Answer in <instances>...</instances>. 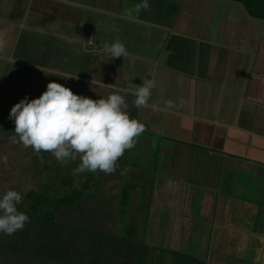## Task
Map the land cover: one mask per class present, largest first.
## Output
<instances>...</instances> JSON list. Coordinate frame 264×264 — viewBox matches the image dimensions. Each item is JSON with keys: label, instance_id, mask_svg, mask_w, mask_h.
I'll return each instance as SVG.
<instances>
[{"label": "crops", "instance_id": "obj_1", "mask_svg": "<svg viewBox=\"0 0 264 264\" xmlns=\"http://www.w3.org/2000/svg\"><path fill=\"white\" fill-rule=\"evenodd\" d=\"M143 2L0 0V92L35 100L57 82L99 100L154 79L159 111L126 97L155 161L138 239L164 264H264V20L236 1ZM117 41L128 55L112 60Z\"/></svg>", "mask_w": 264, "mask_h": 264}, {"label": "clouds", "instance_id": "obj_2", "mask_svg": "<svg viewBox=\"0 0 264 264\" xmlns=\"http://www.w3.org/2000/svg\"><path fill=\"white\" fill-rule=\"evenodd\" d=\"M149 7L148 0H144L136 11ZM105 52L112 60L128 55L126 45L120 41L107 46ZM156 86L154 79L144 80L142 86L131 92L118 89L117 94L94 100L52 82L40 98H25L12 109L10 119L16 125L17 143L37 154L51 153L62 165L79 159L81 163L73 171L74 176L101 172L112 175L121 158L135 148L146 131L143 123L130 116L126 97L134 96L137 108L159 111L158 105L149 104ZM173 107L175 104L170 101L168 108ZM3 162L8 163L7 157ZM23 203L24 195L18 190L9 189L0 195V235L13 236L31 223L28 213L21 210Z\"/></svg>", "mask_w": 264, "mask_h": 264}, {"label": "trees", "instance_id": "obj_3", "mask_svg": "<svg viewBox=\"0 0 264 264\" xmlns=\"http://www.w3.org/2000/svg\"><path fill=\"white\" fill-rule=\"evenodd\" d=\"M229 1L241 3L252 17L264 20V0ZM19 100L21 101L23 98L14 99L5 109L0 107V114L3 115L5 113V118H7V122L1 119L3 123H11L8 109L10 110L13 103L18 104ZM1 121L0 127L7 129V126L2 125ZM36 162L38 163V156L36 157ZM78 163L80 164L81 161ZM49 169L54 170L55 177L60 180L61 186L65 189L62 191L55 186L56 194H52L51 189L54 187V184L53 182L51 184L50 181L44 189L39 191L33 190L27 194L26 199L29 201V204L27 208H21V210L28 213L31 218V223L27 224L24 230L17 232L13 236L6 235V238L9 237L7 241L11 244L9 246L11 250L16 249L20 254L22 252L25 255L29 254L28 256L32 258H42L43 260L46 259V261L51 260V262L57 264H66L68 259L71 260L72 255L76 256V260L73 259V262L75 263L77 261L80 264L87 262L91 264H138L143 259L144 263L145 261L151 263L154 260V256L146 248L147 245L144 242L135 239V236L133 237L134 241L131 242L132 235L138 231V226L135 223H129L128 225V234L131 235V238H129L126 234L125 226L124 234L117 236L112 233V235L108 234L107 232H110L109 230H102L101 228L95 229L92 227L93 225L91 226L92 222L90 225H81L62 217V214L66 211L75 212L76 209L79 211L80 209L82 210L81 206L91 202L90 199L93 202L99 199L98 197L102 191L104 192L103 187L98 185L99 173H86L80 176L85 179V182L79 188L75 181H72L77 176H69V174L62 173L63 168L61 169L60 166L55 164L49 166ZM43 170L44 168L41 169V171ZM124 182L126 183V180ZM123 183L122 185L120 184L123 187L119 192V198L116 197V201L111 200L112 203H119L121 209H125L130 204L134 190H136V184L134 182H129L128 185L125 183L123 185ZM94 189L97 191V194L93 196L91 192ZM96 208H99V217L97 220L102 224L103 219H105L106 209L102 205H99L98 201L95 202L94 206L91 204V208H87L90 211L85 210L86 214L95 212ZM82 212L80 211V213ZM30 234L35 237L32 236V238L30 237L28 239Z\"/></svg>", "mask_w": 264, "mask_h": 264}, {"label": "rangeland", "instance_id": "obj_4", "mask_svg": "<svg viewBox=\"0 0 264 264\" xmlns=\"http://www.w3.org/2000/svg\"><path fill=\"white\" fill-rule=\"evenodd\" d=\"M14 99H20V98L17 97L15 98V96L11 94L2 95L0 92V105H1L0 107L5 109L6 106H8ZM21 101L19 100V103ZM16 105H17L16 103H13L10 110L8 109L10 114L12 109ZM1 119L7 122V118H5V113L3 115L0 114V121ZM1 124L7 126V129L0 127V195L4 194L9 189L18 190L24 195V203L20 207L27 208L29 204V201L26 199L27 194L33 190L39 191L44 189L46 184H48L50 181L51 184L52 182L54 184V187L51 189L52 194H56L55 186H57L63 191L65 188L61 186L60 180L55 177L54 170L49 169V166H52L54 164L60 166L61 169L63 168L61 172L69 174L70 176L73 175V171L80 166V164L78 163L80 160L78 159L74 162L70 161L66 165H62L51 153L37 154L34 151V149L26 148L22 143H17V140L19 138L15 134L16 125L13 120H11L10 124L3 122ZM146 148L147 145L142 144L141 140L138 138V142L136 143L135 148L127 151L119 161L117 165V171L114 173V175L111 176L102 172L99 173L98 185H101L103 187L104 192L102 191L101 195L98 197L99 199L98 198L96 199H98L97 200L98 204L102 205L106 209L105 210L106 213L104 212L105 219H103L102 224L100 223L99 220H97L99 217L98 216L99 208H96L95 212L87 213L88 215L86 214L85 210L88 207L91 208V204H93L94 206L95 202H97V201L93 202V200L91 199L90 201L92 203L88 202L87 204H84L85 207L84 205L81 206L82 210L80 209V211H83L82 213H80V211L76 209L75 212L74 211L64 212L62 214V217L65 218L66 220H71L81 225H87V224L90 225L92 222L91 224V226L93 225L92 227H94L95 229L101 228L102 230H107V231L109 230L110 232L107 233L110 235L115 234L117 236H122L124 234V226H125L126 234L129 236V238H131L130 237L131 235L128 234V228H129L128 225L129 223L132 224L135 223L138 226V231L135 232L136 234L134 233L135 235L134 234L132 235L131 242L134 241L133 240L134 236L136 237L135 239L145 238V230H143L142 228L145 227L147 224V216L150 210L149 207L151 206V199H150L151 194L150 192H146L145 190L151 187L153 182L152 173L155 170L153 167L155 165V161L147 158V156L149 155L145 151ZM154 148H158V144L156 143L153 144L152 149L154 150ZM37 156H38V163L36 162ZM5 157H7L8 160L7 164L3 162ZM136 159L140 161L138 165H140L141 169L136 170L135 173L138 172L139 176L134 174V177L137 180V182L140 181V184H138V186H140L139 189L141 196L145 197L143 195L145 192L148 197L140 199L139 203L137 201V204H139L140 207L139 210L135 208V206L133 207V209H130L126 206L125 209L123 208L121 209L119 203L118 204H115V202L112 203L111 200L116 201V197L119 198L120 183L122 181H125L126 178L124 165H126L127 163H132L131 165H134L136 164L135 161ZM43 168L44 170L41 171V169ZM147 170H151L152 172H148ZM73 180L75 181L76 185L79 188L81 187L82 183L85 182V179L81 178L80 176L74 177L72 181ZM106 191L108 192L106 193ZM95 194H97V191H95L94 189L91 192V195L94 196ZM87 210L90 211L89 209ZM108 212H110L111 214ZM32 236L35 237L34 235L30 234L28 236V239L30 237L32 238ZM8 238L9 237L6 238V235H0V264H57L55 262H51V260L46 261V259L43 260L42 258L39 259L37 257L32 258L31 256H28L29 254L25 255L22 252L20 254V252L17 251L16 249L11 250L9 248L11 244L7 241ZM11 243L16 245L13 242ZM22 243L24 244V242ZM166 254L167 253L165 252L157 253L156 259L154 255V260L151 261V263L149 261L148 262L145 261L144 263V259H143L138 264H157V263L164 264L163 262L166 259ZM73 259L76 260V256L72 255L71 260L68 259L66 264H80L77 261L74 263ZM191 262H192L191 264H206L193 260H191ZM61 264H65V263H61ZM85 264H91V263L87 262Z\"/></svg>", "mask_w": 264, "mask_h": 264}]
</instances>
